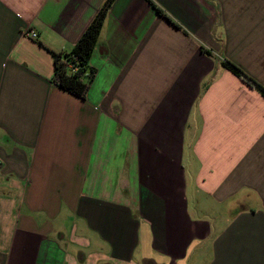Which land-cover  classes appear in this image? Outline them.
Instances as JSON below:
<instances>
[{
    "label": "crops",
    "instance_id": "obj_1",
    "mask_svg": "<svg viewBox=\"0 0 264 264\" xmlns=\"http://www.w3.org/2000/svg\"><path fill=\"white\" fill-rule=\"evenodd\" d=\"M104 1L0 0V264H264V0H115L80 100Z\"/></svg>",
    "mask_w": 264,
    "mask_h": 264
},
{
    "label": "trees",
    "instance_id": "obj_2",
    "mask_svg": "<svg viewBox=\"0 0 264 264\" xmlns=\"http://www.w3.org/2000/svg\"><path fill=\"white\" fill-rule=\"evenodd\" d=\"M114 2L115 0L104 1L80 39L68 53H51L54 70L53 85L80 100L85 99L95 76V71L90 67L89 60L97 45L106 15ZM156 13L160 14V11L156 9ZM222 66L248 86L256 87V84L233 64L225 61ZM262 93L264 94L263 90Z\"/></svg>",
    "mask_w": 264,
    "mask_h": 264
},
{
    "label": "built area",
    "instance_id": "obj_3",
    "mask_svg": "<svg viewBox=\"0 0 264 264\" xmlns=\"http://www.w3.org/2000/svg\"><path fill=\"white\" fill-rule=\"evenodd\" d=\"M23 35L33 40L37 38L36 34L30 33V32H23Z\"/></svg>",
    "mask_w": 264,
    "mask_h": 264
}]
</instances>
